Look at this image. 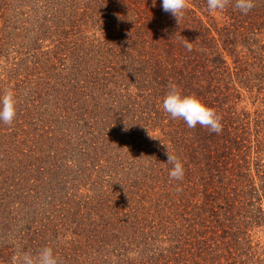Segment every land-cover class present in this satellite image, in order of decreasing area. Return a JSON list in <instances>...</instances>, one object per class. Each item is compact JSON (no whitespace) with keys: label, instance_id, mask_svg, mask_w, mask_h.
Here are the masks:
<instances>
[{"label":"trees","instance_id":"trees-1","mask_svg":"<svg viewBox=\"0 0 264 264\" xmlns=\"http://www.w3.org/2000/svg\"><path fill=\"white\" fill-rule=\"evenodd\" d=\"M153 3L0 0V97L16 100L0 264L44 247L58 264H264V0H186L177 20ZM171 85L221 130L171 118Z\"/></svg>","mask_w":264,"mask_h":264},{"label":"clouds","instance_id":"clouds-1","mask_svg":"<svg viewBox=\"0 0 264 264\" xmlns=\"http://www.w3.org/2000/svg\"><path fill=\"white\" fill-rule=\"evenodd\" d=\"M228 0H207L209 11H222L225 9ZM155 4V0L154 3ZM163 11L170 13L176 20L183 15L187 7L186 0H161ZM235 7L246 14L253 7V0H235ZM185 47L191 51L192 44L187 41ZM162 106L171 118H182L189 128L197 124L209 128L212 132H219L221 124L219 117L213 109L203 104L197 97L183 95L175 85L170 86V91L164 96ZM16 116V100L14 93L7 90L0 97V121L11 124ZM167 162L172 164L169 169V177L174 180H182L184 177V166L175 155H167ZM14 260L17 264H58V260L52 248L44 247L35 256L30 253H18Z\"/></svg>","mask_w":264,"mask_h":264}]
</instances>
